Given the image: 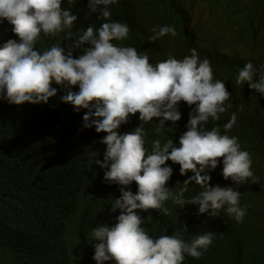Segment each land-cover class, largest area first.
I'll return each instance as SVG.
<instances>
[{
    "label": "trees",
    "instance_id": "1",
    "mask_svg": "<svg viewBox=\"0 0 264 264\" xmlns=\"http://www.w3.org/2000/svg\"><path fill=\"white\" fill-rule=\"evenodd\" d=\"M87 3L62 0V7L78 17L73 40L88 26L98 29L106 22L91 13ZM109 7L110 19L130 28L123 45L146 52L153 65L169 55L182 59L193 48L201 60L210 61L214 79L225 82L231 98L225 102L226 111L220 119H210L204 127L209 131L219 127L225 134L223 126L235 112L236 124L226 134L238 137L241 149L252 157L254 175L260 177L257 184L225 181L222 160L209 173L212 186H232L241 193L240 205L247 206L241 222L223 211L215 218L197 215L198 206L169 200L165 207L171 215L152 210L151 219L142 226L152 237L178 234L186 241L214 232L207 251L199 259L186 256L183 264H264V96L246 83L234 84L247 62L257 69L264 65V0H117ZM164 25L175 27L177 35L151 41V29ZM11 29L6 20L0 23V44L8 39L19 42ZM71 43L63 33L55 37L41 34L36 49L42 53L60 44L78 57L82 53L70 48ZM258 78L259 72L254 79ZM52 86L58 92L46 104L16 106L0 99V264H96L92 229L100 223L111 226L119 215V210L112 213L110 208L114 197L120 196V186L104 181L105 169L94 163L95 158L103 160L106 145L100 141L106 133L84 128L87 110L77 112L71 104L63 103L60 97L67 90L55 83ZM194 107L180 102L181 119L174 125L166 121L159 134L155 130L158 121L145 125L148 151L155 139L163 143L171 138L178 145ZM139 125L137 113L130 115L119 131L123 134ZM167 165L173 169L166 185L169 188L178 189V181L183 183L193 175L181 176L178 164L168 161ZM128 188L137 191L135 182ZM199 191L198 185L190 184L184 198L190 199ZM139 214L146 217L149 213Z\"/></svg>",
    "mask_w": 264,
    "mask_h": 264
},
{
    "label": "clouds",
    "instance_id": "2",
    "mask_svg": "<svg viewBox=\"0 0 264 264\" xmlns=\"http://www.w3.org/2000/svg\"><path fill=\"white\" fill-rule=\"evenodd\" d=\"M116 3L88 0L89 11L106 22L98 29L88 26L73 40L78 17L62 7V0H0V23L6 20L19 38V42L8 39L0 44V99L16 106L46 104L57 95L58 88L52 86L55 83L67 90L60 97L63 103L71 104L77 112L87 110L84 128L106 133L100 141L106 145L103 160L95 158L94 163L105 169L104 181L120 186V196L114 197L110 208L112 213L119 210V215L111 226L100 223L92 229L96 264H183L186 256L199 259L213 243L215 233L197 234L187 241L178 234L152 237L142 226L151 219V211L171 215L165 202L172 200L177 205L198 206L197 215L215 218L223 211L241 222L247 208L240 205L241 193L232 186H212L209 173L222 160L225 181L257 184L260 177L254 175L252 157L241 149L238 137L226 134L236 124L235 112L223 126L225 134L219 127L210 131L204 127L210 119H220L226 111L225 102L231 98L225 82L214 79L210 61L201 60L193 48L182 59L169 55L153 65L146 52L123 45L130 28L110 19L109 6ZM151 31L149 39L153 42L177 35L175 27L168 25ZM61 33L66 41H72L70 48L82 54L76 57L60 44L42 53L36 49L41 34L55 37ZM258 72L259 78L254 79ZM245 83L264 96V65L257 69L247 62L234 81L235 86ZM76 86L79 91H72ZM180 102L195 105L189 113L187 131L180 135L178 145L171 138L163 143L153 140L149 152L145 125L158 121L157 134L166 128V121L174 125L181 119ZM137 113L139 127L121 134V125ZM168 161L180 166L181 176L193 173L183 183L177 182L178 189L166 186L173 175ZM133 182L137 185L135 193L128 188ZM193 183L201 191L184 198ZM139 213L149 214L142 217Z\"/></svg>",
    "mask_w": 264,
    "mask_h": 264
}]
</instances>
